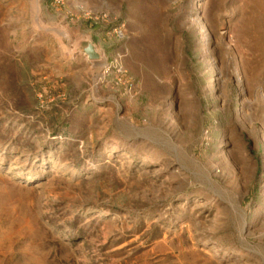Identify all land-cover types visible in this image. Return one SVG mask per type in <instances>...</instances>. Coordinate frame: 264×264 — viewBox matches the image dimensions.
<instances>
[{"label":"rangeland","instance_id":"obj_1","mask_svg":"<svg viewBox=\"0 0 264 264\" xmlns=\"http://www.w3.org/2000/svg\"><path fill=\"white\" fill-rule=\"evenodd\" d=\"M237 1L0 0V264H264V50ZM153 37L168 77L134 55Z\"/></svg>","mask_w":264,"mask_h":264},{"label":"bare ground","instance_id":"obj_2","mask_svg":"<svg viewBox=\"0 0 264 264\" xmlns=\"http://www.w3.org/2000/svg\"><path fill=\"white\" fill-rule=\"evenodd\" d=\"M221 1L222 0H220V2L216 4V7L221 5ZM232 1L234 3L238 2L237 0H232ZM248 1L250 3L249 8L252 10V14L251 15L243 14L244 16L242 17L243 19L240 25L243 26L244 28L238 31V33L240 34L239 41L242 37L253 38L256 48L261 49L263 51L264 50V19H263L264 0H248ZM255 13L257 14V16L254 15ZM143 14H144L143 11L139 13V17H141V19H143L144 17ZM256 33H258V35H256ZM151 41L152 43H157L158 45V49L156 53L152 54L151 56L148 55V59H147V52L145 51V49L135 50L134 55L138 60H141L143 62L147 60L146 62L149 63L150 72H153L154 74L163 77H168L169 75L168 66L170 64V61L176 60L175 52L177 50V46H172L168 39H160L159 41L156 37H153ZM241 44L245 45L246 42L241 41ZM262 57L264 58V53L262 54ZM263 65L264 63L260 62L258 63L257 67L262 68ZM251 66L252 64L250 63L249 60L243 59L242 67L244 69V72L246 71L247 67H250L249 69H252ZM239 80H241V78H239ZM147 81L153 84L152 78L149 77ZM247 82H249L248 79ZM261 97L264 100V94H262ZM190 115L193 116L192 118L195 120L196 123L200 121V117L198 114L196 115L190 114ZM186 159L190 165L193 166L198 165V163L191 158H185L184 162Z\"/></svg>","mask_w":264,"mask_h":264},{"label":"crops","instance_id":"obj_3","mask_svg":"<svg viewBox=\"0 0 264 264\" xmlns=\"http://www.w3.org/2000/svg\"><path fill=\"white\" fill-rule=\"evenodd\" d=\"M94 30V29H93ZM96 31V29H95ZM44 49L46 50V54H47V57H49V60L55 65L58 67L62 66V65H59L58 61L60 60V55H62L61 53H63L64 55H67L66 51L63 50V52L60 50L61 49V46H59V48H56L55 46L51 45L49 46L48 44H44ZM50 55V56H49ZM53 58V59H51ZM48 60V61H49ZM77 60H80L79 62L82 63V59L79 58ZM57 61V62H56ZM78 62V63H79ZM77 63V64H78ZM76 64V65H77ZM74 65V64H73ZM51 64H47V67H50ZM64 66V65H63ZM58 72H60V70H58ZM60 74V75H59ZM73 76V75H72ZM63 76L61 75V73H58V75H52L51 73L49 72H46L45 74L41 73V76H40V80H41V84L42 86L41 87H46L47 90H50L51 87H56V88H63L66 84H60V78H62ZM77 75H74V78H76ZM81 83L77 84L79 86Z\"/></svg>","mask_w":264,"mask_h":264},{"label":"built area","instance_id":"obj_4","mask_svg":"<svg viewBox=\"0 0 264 264\" xmlns=\"http://www.w3.org/2000/svg\"><path fill=\"white\" fill-rule=\"evenodd\" d=\"M86 17H87L90 21H92V22H95V21L97 20V17L94 16V15H91L90 13H87V14H86ZM123 28H124V26L122 25V26H120V27H116V28L112 31L113 35H114L117 39H119V40H121V41H124V40L127 38V35H126L125 30H124Z\"/></svg>","mask_w":264,"mask_h":264},{"label":"water","instance_id":"obj_5","mask_svg":"<svg viewBox=\"0 0 264 264\" xmlns=\"http://www.w3.org/2000/svg\"><path fill=\"white\" fill-rule=\"evenodd\" d=\"M85 53L92 60L98 59V55H97V53L95 52V50H94V48L92 46L88 47L85 50Z\"/></svg>","mask_w":264,"mask_h":264}]
</instances>
